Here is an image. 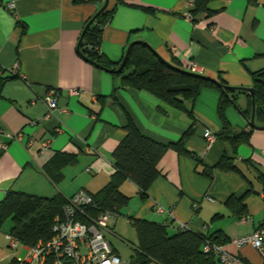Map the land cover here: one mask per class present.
<instances>
[{"label":"crops","instance_id":"crops-1","mask_svg":"<svg viewBox=\"0 0 264 264\" xmlns=\"http://www.w3.org/2000/svg\"><path fill=\"white\" fill-rule=\"evenodd\" d=\"M101 7L73 0H0V201L9 190L65 200L79 191L97 194L115 173L112 154L129 122L162 144L176 143L192 127L185 142L189 154L164 153L146 198L130 181L121 183L119 191L129 201L106 239L132 264L138 244L132 219L158 224L169 235L186 224L193 233L219 236L222 248L245 264H262L251 245L237 249L232 240L264 224V131L252 130L248 144L236 150L218 139L207 144L204 130L215 134L221 128L218 90L201 91L191 120L84 60L78 42ZM107 7L114 13L99 49L112 64L131 42L143 41L164 61L235 88H252L253 74L264 70V0H219L211 4L212 16L192 21L184 18L187 0H108ZM191 64L197 71L189 70ZM52 89L56 109L45 118V96ZM70 90L82 92L72 96ZM236 104L245 111L246 96L238 95ZM237 108L230 105L225 112L229 126L236 133L250 131ZM43 141L49 148L41 149ZM224 153L240 173L212 169L211 180L200 173ZM239 204L245 207L237 215ZM157 205L165 211L158 213ZM9 229L10 222L0 227V264H18L26 255L21 246L9 248Z\"/></svg>","mask_w":264,"mask_h":264},{"label":"trees","instance_id":"trees-1","mask_svg":"<svg viewBox=\"0 0 264 264\" xmlns=\"http://www.w3.org/2000/svg\"><path fill=\"white\" fill-rule=\"evenodd\" d=\"M219 0H194L190 10L194 19L201 15L212 16L215 11L211 4ZM74 4H104L105 0H73ZM253 3L254 0H249ZM114 8L106 7L93 23L85 27L78 42L79 55L87 62L104 70H115L119 63L112 64L100 52L103 28L110 22ZM10 73V72H9ZM11 74V73H10ZM196 74V73H195ZM119 77L122 87L144 91L154 96L169 108L180 111L194 120L193 107L204 88L218 90L219 102L217 114L221 121L220 130L215 133L216 139L227 142L233 150L241 144H248L250 131L233 132L226 120L225 112L231 105L237 108V96H246L248 105L245 111L237 110L248 122L251 115V97L242 89L231 87L223 81H218L191 75L181 69L176 62L168 63L161 59L147 44L139 43L130 47L128 57L122 72L114 74ZM217 82V81H216ZM255 99L254 121L257 126H264V70L253 74ZM127 134L118 144L112 154L115 173L109 183L97 194L91 195L94 207L92 214L111 211L117 214L129 198L124 196L119 187L124 180L133 183L139 190L141 198L147 197V192L159 174L158 164L167 150L181 154H189L185 149L186 140L193 134L190 127L176 143L162 144L142 135L132 122L126 126ZM224 153L213 168H204L200 173L212 179V169L235 171L240 173ZM66 201L61 196L42 198L9 190L0 201V227L10 222L9 235L20 244L34 246L38 242L51 239L52 227L57 218L62 216V208ZM230 201V199H229ZM237 211L242 213L243 204ZM138 244L135 248L132 264H220L212 254L202 251L206 240L219 244L220 237H205L192 231L180 230L169 235L164 227L145 220L132 219ZM131 264V263H130Z\"/></svg>","mask_w":264,"mask_h":264},{"label":"built area","instance_id":"built-area-1","mask_svg":"<svg viewBox=\"0 0 264 264\" xmlns=\"http://www.w3.org/2000/svg\"><path fill=\"white\" fill-rule=\"evenodd\" d=\"M227 2L228 0H223ZM194 0H187V12L184 18L192 21L190 10L193 8ZM10 8L13 5L9 6ZM210 31L214 25L210 26ZM190 71H197V66L191 64L188 66ZM15 74V69L8 70ZM80 90H70L69 95L78 96ZM57 92L49 90L45 96V102L48 105L47 118L51 115L52 110L56 109ZM9 138L18 139L20 134H7ZM203 137L207 144L216 139L209 129H205ZM42 150L49 148V141L40 143ZM94 207L91 194L85 191H79L66 201L62 208L61 218H57L52 227L53 235L46 242H38L34 246L20 244L11 235H7L9 248L16 250L22 247L26 255L23 259L18 260V264H130L123 262L116 255L106 239L105 235L112 232V228L117 220V214L111 211H103L92 214ZM156 211L162 213L165 210L157 205ZM172 214L171 211H167ZM246 219L242 218L241 222ZM188 226L181 224L180 230H186ZM232 244L240 249L245 245H251L260 255L262 264H264V224L256 228L251 234L236 237ZM202 251L205 254L212 253L220 264H245L237 256L225 251L220 244L206 240L203 244Z\"/></svg>","mask_w":264,"mask_h":264},{"label":"water","instance_id":"water-1","mask_svg":"<svg viewBox=\"0 0 264 264\" xmlns=\"http://www.w3.org/2000/svg\"><path fill=\"white\" fill-rule=\"evenodd\" d=\"M108 5V0H105L103 6L100 8V10L97 12V14L88 22V24L86 25V27H89L93 21L95 20L96 16H98L102 11H104L106 9ZM80 40V39H79ZM139 43H143V41H133L131 42L127 49H126V52L123 56V59L122 61L120 62L119 64V67L115 70H107L108 72L110 73H113V74H119L120 72H122L123 68H124V65L126 63V60H127V57H128V51L130 49V47H132L133 45L135 44H139ZM189 74L191 75H198V76H201L199 74H195V73H192V72H188ZM201 77H205V76H201ZM206 78V77H205ZM215 83L219 86V87H222L221 84H219L218 82L215 81ZM238 89H242L243 91H245L248 95H250L251 97V115H250V119L248 121V126L252 129V130H256V131H264V126H257L255 124V121H254V114H255V99H254V89L253 88H238Z\"/></svg>","mask_w":264,"mask_h":264},{"label":"rangeland","instance_id":"rangeland-1","mask_svg":"<svg viewBox=\"0 0 264 264\" xmlns=\"http://www.w3.org/2000/svg\"><path fill=\"white\" fill-rule=\"evenodd\" d=\"M21 256H24V254H22Z\"/></svg>","mask_w":264,"mask_h":264}]
</instances>
